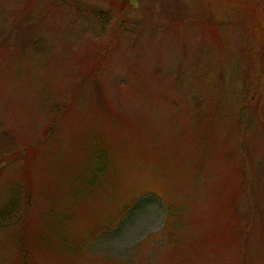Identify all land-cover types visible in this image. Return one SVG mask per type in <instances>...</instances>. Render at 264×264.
<instances>
[{"label": "rangeland", "instance_id": "rangeland-1", "mask_svg": "<svg viewBox=\"0 0 264 264\" xmlns=\"http://www.w3.org/2000/svg\"><path fill=\"white\" fill-rule=\"evenodd\" d=\"M132 1L0 0V264H264V0Z\"/></svg>", "mask_w": 264, "mask_h": 264}, {"label": "trees", "instance_id": "trees-1", "mask_svg": "<svg viewBox=\"0 0 264 264\" xmlns=\"http://www.w3.org/2000/svg\"><path fill=\"white\" fill-rule=\"evenodd\" d=\"M128 1H129V3L133 2L132 0H128ZM125 4L127 5L128 2L125 3ZM256 6H258V5H256ZM261 8H262L261 6L259 8L254 7L253 10H252V13H255L256 14V17H257V20H258L259 30L263 31L264 30V27H263V23L261 21V18L264 16V9H261ZM168 211H171V209H169ZM25 224H26V221L24 222V225ZM23 243H24V247H25L24 250H23V252H24L23 255L25 256V259H26L28 257V255H29V252H28V249L26 248L27 247V243L25 241H23Z\"/></svg>", "mask_w": 264, "mask_h": 264}]
</instances>
